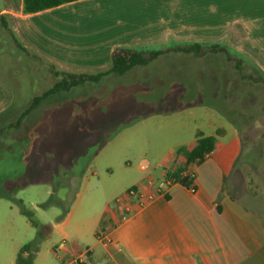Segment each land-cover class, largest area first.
<instances>
[{"label": "crops", "instance_id": "obj_1", "mask_svg": "<svg viewBox=\"0 0 264 264\" xmlns=\"http://www.w3.org/2000/svg\"><path fill=\"white\" fill-rule=\"evenodd\" d=\"M223 1L225 7L230 6V0ZM95 2L98 0H79L23 14L22 0H0V118L20 89L21 95L36 97L53 86L54 72L104 70L118 47L162 49L192 43L219 44L227 50L235 47L242 53V61L264 76V0H238L239 8L232 14L231 9L223 10L224 14L218 10L217 25L197 16L176 15L172 21L161 19L120 29L100 24L102 13L93 8ZM237 38L242 46L232 44ZM179 56L197 60L191 55ZM39 79L46 80L42 92L38 85L35 88ZM236 134L232 129L228 142L216 140L213 153L201 164L187 167L195 194L175 184L165 197L158 196L144 207L130 205L132 214L125 222L119 223L123 208L115 200L133 186L147 190V180H162L169 170L184 165L176 151L167 155L166 164H159L157 170L115 194L105 189L88 202L76 195L64 217L47 224L50 233L33 264H264V197L248 187L246 178L242 183V170L236 173L233 159L240 143ZM234 140L239 141L237 145L232 144ZM194 144L178 148L190 151ZM217 153L221 163L214 159ZM147 165L146 160L141 161L143 173ZM234 176L238 178L233 180ZM4 208L10 209L9 205ZM7 220L0 222V264H16L20 249L29 241V221L17 226L14 223L19 219ZM100 230L110 233L109 243L96 240ZM63 241L58 254L56 247ZM27 257V252L22 253L24 260Z\"/></svg>", "mask_w": 264, "mask_h": 264}, {"label": "rangeland", "instance_id": "obj_2", "mask_svg": "<svg viewBox=\"0 0 264 264\" xmlns=\"http://www.w3.org/2000/svg\"><path fill=\"white\" fill-rule=\"evenodd\" d=\"M177 1L98 0L93 8L102 13L100 24L119 26V29L161 19L172 21L176 15L177 18L197 16L202 22L217 25L218 10L226 13V9H231L232 14L239 8L238 0H230L229 7L224 6L223 0ZM241 43L238 38L232 41L235 45L242 46ZM230 49L232 56L242 60V53L235 51V47ZM216 58L210 55L208 61L215 62ZM184 59L178 54H164L129 76L81 88L71 95L68 103L67 100L63 104L59 100L52 102L54 112L49 111L46 128L41 135L38 133L40 138L35 145L31 137L15 142L20 130L1 132L0 203L4 207L9 205L10 209L0 207V222L16 218L19 220L14 224L22 225L20 222L28 220L21 216L23 206L33 214L38 225H51L68 210L76 195L81 194L82 201L88 202L102 190H112L115 194L125 186L136 184L147 172L152 173L159 164H166L165 158L176 148L193 144L197 132L226 143L235 129L240 140L239 154L233 159L236 173L239 175L242 170V183L246 178L248 187L264 197V87L250 83L256 99L242 98V103L233 96L224 99V91L232 94V88L221 84L222 73L212 63ZM187 68L194 71L189 80L184 78ZM244 68L245 76L259 77L253 65L244 63ZM45 82L39 79L35 88L38 85L37 89L42 92ZM18 92L13 105L0 118V125L11 122L28 107L32 97L21 95L23 89ZM37 116L31 122L42 125V115ZM60 123L67 130L62 155L56 152L57 142L61 144L56 134ZM142 160L148 163L145 173L140 170ZM56 163L60 164L58 170L54 168ZM237 178L234 176L233 180ZM8 197L20 201L21 206ZM51 199L60 205L40 207ZM28 223V243H31L37 233ZM48 227L41 233L39 247H43L45 236L50 233Z\"/></svg>", "mask_w": 264, "mask_h": 264}, {"label": "trees", "instance_id": "obj_3", "mask_svg": "<svg viewBox=\"0 0 264 264\" xmlns=\"http://www.w3.org/2000/svg\"><path fill=\"white\" fill-rule=\"evenodd\" d=\"M76 1L79 0H22V12L23 14H34ZM164 54L191 55L194 59H201L206 64L210 65L212 63L211 65L219 70L218 73H222L223 75L221 84L224 86L230 85L232 88V94H226L224 91V99H228L229 96H233L235 100L240 103H242V98L245 99V101L250 97L251 99L249 100H252V98L256 99V95L252 92V90H250L252 89L250 83L254 85L261 84L264 87V76L261 75V73L258 78L248 74L245 76L244 73L246 69L244 68V62L240 58L232 56L229 50L219 44L204 45L201 43H192L188 46H172L162 49L118 47L112 51L110 65L104 70L91 74L54 72L55 82L53 86L43 95L32 97L27 104L28 107L25 109L23 108V111L21 110L22 112L20 111V113L11 120L13 123H6L4 126H0V133H5L8 129H12L13 131L20 130V140H22V137H25L27 140L31 137L34 142L33 145H35L37 142L36 140L40 138L39 134L41 135L43 128H46V121L44 120L42 125H37V129H34L35 126L31 121H34L33 118L37 115H40L39 117L42 115L43 118L50 114L49 111L54 112L52 110V105H54L51 104L52 102L54 103L59 100L63 104L67 100L66 103H68L71 95L78 90H81V88L98 85L103 81L110 82L112 78L129 76L130 73L136 71V69H144L148 67L154 60ZM210 55L217 56L215 62H212L211 59L208 61ZM253 68L256 70L254 66ZM186 71H190V73L185 74L184 78L186 80L192 79V74L194 72L193 69L187 68ZM199 80L202 81V79ZM176 87L179 86L177 85ZM257 99L259 100L260 96H257ZM47 104L49 107L51 106L50 109L46 108ZM35 122H37V120H35ZM24 123L26 126H23ZM65 127L66 126L63 123H60L56 130V134L59 136L58 138H60L58 141H60L61 144L63 143L61 145L57 142L56 152L59 155L63 154V151H65V145L67 144L64 140V137H66L65 134L67 133ZM238 142V140H234L232 144L237 145ZM215 145L216 138L214 136H204L201 132H197L195 144L190 151H187L185 148H178L176 150V154L184 158V165L176 166L174 169L169 170L162 180L188 187L191 184V178L186 173L187 167L193 164H201L208 155L214 152ZM44 150L45 148L41 151L43 152ZM49 159L50 158H48V160ZM214 159L218 161V163H221L219 153L214 156ZM59 166L60 164L58 165V163H56L54 168L58 170ZM227 171V168H224V174H227ZM134 187L135 186L131 188ZM8 199L21 206L20 201L10 197H8ZM51 204L60 205L59 201L57 202L54 199H51L50 201L41 204L40 207L46 208ZM20 212L29 220L31 226L36 229L37 234L36 238L31 243L24 245L20 249L16 257V264H33L39 248L40 240L43 236L41 233L49 227L47 225H38V223L33 219V214L23 208V206L20 207ZM65 213L66 211L64 210L61 217H59L57 221H60L64 217ZM24 252L28 253V257L25 260L22 258V253Z\"/></svg>", "mask_w": 264, "mask_h": 264}, {"label": "built area", "instance_id": "obj_4", "mask_svg": "<svg viewBox=\"0 0 264 264\" xmlns=\"http://www.w3.org/2000/svg\"><path fill=\"white\" fill-rule=\"evenodd\" d=\"M145 184L147 190H142V188L140 187L129 188L123 195L115 200L114 204L119 205L123 208V213H121L120 215L119 223L125 222L131 216L132 211L130 210V205L135 204L140 208L144 207L146 204H148L158 196L165 197L167 195V191L173 185H175L166 180H159L155 182L150 179L147 180ZM187 188L190 194H195L196 190L192 185V182ZM115 225H117V223H115ZM110 239V233L108 231L100 230L96 234V240L100 243L107 244L110 242ZM64 245V241L58 244V246L56 247V252L58 254H60Z\"/></svg>", "mask_w": 264, "mask_h": 264}]
</instances>
